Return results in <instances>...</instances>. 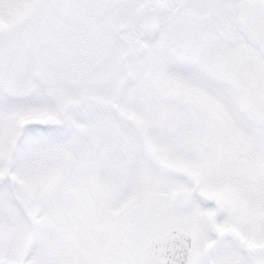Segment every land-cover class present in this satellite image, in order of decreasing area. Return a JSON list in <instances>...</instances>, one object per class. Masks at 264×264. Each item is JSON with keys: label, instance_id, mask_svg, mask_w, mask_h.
I'll list each match as a JSON object with an SVG mask.
<instances>
[{"label": "snow or ice", "instance_id": "1", "mask_svg": "<svg viewBox=\"0 0 264 264\" xmlns=\"http://www.w3.org/2000/svg\"><path fill=\"white\" fill-rule=\"evenodd\" d=\"M0 264H264V0H0Z\"/></svg>", "mask_w": 264, "mask_h": 264}]
</instances>
